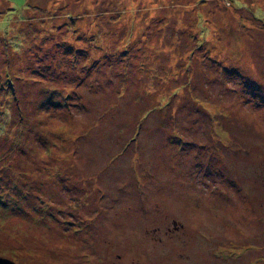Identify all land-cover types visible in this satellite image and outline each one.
I'll list each match as a JSON object with an SVG mask.
<instances>
[{
    "label": "rangeland",
    "instance_id": "374dc122",
    "mask_svg": "<svg viewBox=\"0 0 264 264\" xmlns=\"http://www.w3.org/2000/svg\"><path fill=\"white\" fill-rule=\"evenodd\" d=\"M0 264H264V0H0Z\"/></svg>",
    "mask_w": 264,
    "mask_h": 264
}]
</instances>
